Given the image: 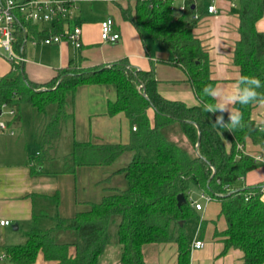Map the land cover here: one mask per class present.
Masks as SVG:
<instances>
[{"label": "trees", "instance_id": "trees-1", "mask_svg": "<svg viewBox=\"0 0 264 264\" xmlns=\"http://www.w3.org/2000/svg\"><path fill=\"white\" fill-rule=\"evenodd\" d=\"M118 8L121 17L143 37L149 34L154 43L170 52L167 61L183 71L197 102L187 104L164 96L157 89L153 67L136 68L125 57L86 68L68 63L58 67L46 82L28 79L23 60L8 58L9 69L0 75V109H12L10 125L20 120L22 104L31 105L37 122L35 156L39 160L53 158L51 149L61 138L62 126L73 117L72 96L77 85L93 82L115 85L116 97L108 102L107 113L122 111L129 118V141L73 139L60 165L51 163L50 167L75 172L81 164L110 163L126 149L132 155L119 169L126 186L111 189L70 217L59 215L57 193L33 194V220L50 215L53 223L48 227L33 225L24 232L22 242L3 245L5 256L15 264H26L41 251L44 258L59 264H99L109 241V225L115 223L122 264H145L143 244L168 240L177 244V259L172 264H189L191 238L185 225L198 217L188 193L190 186H195L219 204L226 226L215 234L223 238V251L235 246L243 252L241 264H264V181L239 183L247 172L264 163L245 151L247 140L264 149V127L251 116L256 103L233 106L243 113V127L231 131L213 127L215 116L203 110L207 98L202 89L216 80L210 75L208 53L186 18L194 8L188 4L176 15L172 0H134L132 7ZM262 15L264 0H239V38L233 49L239 75L235 81L249 75L264 82V30L255 27ZM65 22L66 18H58L47 33L61 32ZM29 32L38 33L37 23L19 16L13 30V49L19 55L24 54ZM257 91L264 93V88ZM149 108L153 110L151 120ZM176 122L183 133L181 143L167 134V128ZM179 193L183 200L178 204ZM59 229L72 230L74 241H56L54 234ZM70 245L73 254H69Z\"/></svg>", "mask_w": 264, "mask_h": 264}, {"label": "crops", "instance_id": "crops-1", "mask_svg": "<svg viewBox=\"0 0 264 264\" xmlns=\"http://www.w3.org/2000/svg\"><path fill=\"white\" fill-rule=\"evenodd\" d=\"M61 1L67 3L69 8V16L62 30L78 24L81 28V44L75 46L67 38H62L58 42L44 43L42 37L51 34L47 31L55 21L41 23L34 21L37 23L38 33L33 35L29 32L27 40H30L31 45L41 42L46 46L43 52L37 49L28 52L26 47L24 48L23 65L28 79L46 82L52 78L58 67L68 63L86 68L98 64L109 65L125 57L136 68L153 67L158 81L157 89L164 96L183 100L187 104L197 102L183 71L167 61L171 57L170 52L154 43L149 34L145 33L143 37L131 22L121 17L118 7H132L134 0ZM172 2L176 15L183 13L180 9L183 3L190 4L199 14L195 19L191 12L186 18L191 24L194 35L208 53L210 75L216 80L214 86L219 84L230 89L239 75V68L233 62L234 44L239 38V0H172ZM208 4H213L215 10L208 12ZM106 16L114 19V27L119 32V38L114 41L105 42L100 39V21ZM116 16L118 20L115 19ZM255 27L264 30V15L256 21ZM8 69V57L0 55V75ZM115 97L116 88L113 83L93 82L77 85L72 96L73 117L63 124L61 138L51 149L56 166L60 165L64 155L69 151L67 150L61 157L56 155L58 145L64 138L69 140L70 144L73 139L123 144L129 141L132 128L129 118L122 111L107 113V104ZM147 114L151 120L153 110L149 108ZM251 116L259 127H264V105L256 103L251 110ZM17 141L0 143V219L9 220L8 224L0 225V264H15L5 256L3 245L22 242L24 232L33 225L48 227L53 223L50 215L33 220L31 198L33 194L57 193L59 215L70 217L78 210L87 209L90 202L99 201L102 195L111 189L124 188L126 179L119 169L127 164L132 155V151L126 149L110 163L81 164L76 167L75 172H62L50 167L51 161L39 160L35 156L36 153L34 155L27 153L25 146ZM226 145H229L227 140ZM245 150L264 157V149L249 140L246 141ZM82 166L97 169L94 170L96 175L91 182L98 180L96 181L98 188L90 194L80 195L81 191L78 190L74 175ZM115 171H119L123 177L111 179V174ZM243 179L245 184L264 181V169L257 167L247 172ZM201 205L196 213L198 217L195 219L197 225H194L196 233L193 238H200L204 244L199 248L192 247L191 239L189 264H241L242 250L231 246L223 251V238L215 234V231H221L226 226L224 217L219 214L218 202L210 199ZM12 231L18 232L14 234ZM68 232L73 233L74 238L73 234L68 236L66 234ZM54 235L58 242H73L75 239V233L69 229H59ZM108 242L100 255L99 264H122L117 241L113 238L110 243ZM73 253L74 246L70 245L69 254ZM142 254L145 264H172L177 259V244L174 240L145 243L142 246ZM26 264L59 263L44 258L39 251L35 260Z\"/></svg>", "mask_w": 264, "mask_h": 264}, {"label": "built area", "instance_id": "built-area-1", "mask_svg": "<svg viewBox=\"0 0 264 264\" xmlns=\"http://www.w3.org/2000/svg\"><path fill=\"white\" fill-rule=\"evenodd\" d=\"M188 4L183 3L181 10H185ZM173 7V2H172ZM67 3L61 0H0V48L6 51L8 58L24 60L23 55L17 54L13 49V30L19 16L26 20L37 22L56 21L58 18H67L69 16ZM214 5L208 4L207 11H214ZM193 18H198L197 12L192 13ZM115 22L111 16H106L100 21V39L101 41H114L119 38V32L114 27ZM62 38L69 39L75 46L81 44V28L78 24L67 27L58 33L47 34L42 37V42H58ZM35 42V41H34ZM141 83L139 84V87ZM3 107V106H2ZM1 107V109H2ZM0 109V112H1ZM10 109V108H9ZM10 113L12 109H10ZM7 129L6 123L0 120V130ZM12 133V130H9ZM246 151V150H245ZM253 155V154H252ZM255 159L264 161L261 155H253ZM200 196L206 201L211 197L203 190H200ZM191 199V205L197 210L202 207L201 202ZM9 220L0 219V225L8 224ZM204 244L200 238H193L191 246L195 248L202 247Z\"/></svg>", "mask_w": 264, "mask_h": 264}, {"label": "rangeland", "instance_id": "rangeland-1", "mask_svg": "<svg viewBox=\"0 0 264 264\" xmlns=\"http://www.w3.org/2000/svg\"><path fill=\"white\" fill-rule=\"evenodd\" d=\"M115 19L118 20V17L116 16ZM39 25H41V24H39ZM45 46L46 45L42 44L41 42H39L38 44H35V45H31L30 40H27L25 43V47H26V50L28 52H30L31 49H37V50H40L41 52H43ZM0 55L4 56L5 58L8 57L6 51H4L3 48H0ZM33 112L34 111H33V108L31 107V105L22 104L21 110H20L19 122L17 124H14V125H9V124H7V122L11 119L12 115H11L8 107L3 106L1 109V112H0V120L4 121L6 123L7 129L0 130V143L2 142L5 144L6 142H10L11 140H13V141L18 140L17 142H20L25 146V150L27 151V153L34 155L38 149V143H37L36 136H35V132H36L35 120H36V118L33 115L34 114ZM167 129H168L167 134L170 136V139L181 143V141L183 140V133H182L178 123L177 122L174 123V125H171ZM9 130H12V133ZM9 133H11V134H9ZM69 149H70V142H69V140L64 138L61 140L60 144L58 145V148L56 150V155L58 157H61ZM50 157L48 158V160L51 161V163H56V161ZM99 164H105V163L102 162ZM259 167L264 169V163L259 165L258 168ZM94 170H97V169H95V167L90 168L88 166H82L81 168H79L78 171H76L74 176L76 177V180L78 183V190H79V192L81 191L80 195L90 194L93 191L97 190L98 183L96 181H98V180H95V181L93 180V182H91L93 179V176L96 175V174H94ZM119 176L123 177V175L119 171L118 172L115 171L111 174V179L114 180ZM100 183L101 182H99V184ZM239 183H241V184L244 183V179L241 178L239 180ZM125 184H126V182H125ZM82 189H84V190H82ZM188 193H189V196L193 200H197L201 203H204L206 201L204 198H202L200 196V190H198L195 186H190ZM197 222H198V220H197ZM194 225L195 226L197 225V223L195 224V220L194 221L188 220L186 222V225H185L187 227L188 235L191 239H193V237L196 233V230H194L195 229ZM12 232L14 233V232H18V231H12ZM66 234L68 236H70L73 233L68 232ZM16 236H18V234H16ZM109 236L111 237V240H113V238H115V240H116V237H115L116 236V224L115 223H111L109 225ZM73 238H74V234H73ZM111 240L108 243H110Z\"/></svg>", "mask_w": 264, "mask_h": 264}, {"label": "clouds", "instance_id": "clouds-1", "mask_svg": "<svg viewBox=\"0 0 264 264\" xmlns=\"http://www.w3.org/2000/svg\"><path fill=\"white\" fill-rule=\"evenodd\" d=\"M261 88H264V82L256 76L249 75H241L230 89L219 84L206 85L202 89V94L211 102L205 101L203 110L215 116L213 127L229 131L243 127V113L233 106L235 104L246 106L252 103L264 105V93L257 91Z\"/></svg>", "mask_w": 264, "mask_h": 264}, {"label": "water", "instance_id": "water-1", "mask_svg": "<svg viewBox=\"0 0 264 264\" xmlns=\"http://www.w3.org/2000/svg\"><path fill=\"white\" fill-rule=\"evenodd\" d=\"M177 199H178V204L183 200V195L181 193H179L177 195ZM179 223H182V221H179ZM15 227V226H14Z\"/></svg>", "mask_w": 264, "mask_h": 264}]
</instances>
